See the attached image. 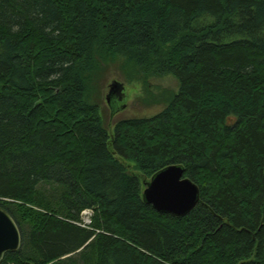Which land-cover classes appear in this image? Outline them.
Wrapping results in <instances>:
<instances>
[{"label":"trees","instance_id":"16d2710c","mask_svg":"<svg viewBox=\"0 0 264 264\" xmlns=\"http://www.w3.org/2000/svg\"><path fill=\"white\" fill-rule=\"evenodd\" d=\"M115 59L179 88L110 136L86 93ZM115 154L199 203L158 212ZM0 207V264H264V0H0Z\"/></svg>","mask_w":264,"mask_h":264},{"label":"rangeland","instance_id":"374dc122","mask_svg":"<svg viewBox=\"0 0 264 264\" xmlns=\"http://www.w3.org/2000/svg\"><path fill=\"white\" fill-rule=\"evenodd\" d=\"M123 63L124 62L120 59H115L110 66L103 64L101 68L102 72L95 75L97 81L90 83L86 93V100L97 104L99 107L98 115L104 121V125L110 136L113 135L115 123L120 120L149 118L159 113L173 97V94L177 93L179 88L177 79L171 74L152 73V75L143 76L139 71L135 70L136 68H134L132 64L125 67ZM113 81L123 84L124 95L121 100L116 99L118 102L116 101L113 111L111 112L110 106L106 101V95ZM110 149L113 150L111 145ZM115 155L124 164L128 165L130 173L140 176L142 183L149 181V179H145L140 172L134 170L132 162L119 157L117 154ZM144 188L145 185L142 184V189ZM26 207L32 209L31 206ZM33 208H35L37 212H43L42 209ZM18 215L21 216V214ZM92 215L93 211L91 209L82 211L78 224L83 227H88L91 224ZM32 216L33 218L35 217L33 214ZM28 217L30 219H27L31 221V224L21 222L23 228H25L27 232L31 231L29 226H34L31 217ZM25 220L23 219V221Z\"/></svg>","mask_w":264,"mask_h":264},{"label":"water","instance_id":"95a60500","mask_svg":"<svg viewBox=\"0 0 264 264\" xmlns=\"http://www.w3.org/2000/svg\"><path fill=\"white\" fill-rule=\"evenodd\" d=\"M123 84L113 81L106 95L113 111L116 99L123 97ZM142 198L158 212L180 217L188 214L199 203V188L184 177L180 165H171L155 173L145 184ZM22 242L21 231L13 217L0 207V262L8 251H17Z\"/></svg>","mask_w":264,"mask_h":264},{"label":"flooded vegetation","instance_id":"af4514ba","mask_svg":"<svg viewBox=\"0 0 264 264\" xmlns=\"http://www.w3.org/2000/svg\"><path fill=\"white\" fill-rule=\"evenodd\" d=\"M118 101V100H117Z\"/></svg>","mask_w":264,"mask_h":264}]
</instances>
